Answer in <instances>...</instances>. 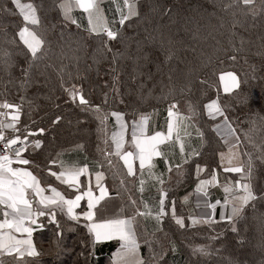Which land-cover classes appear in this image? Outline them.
Masks as SVG:
<instances>
[{
  "label": "trees",
  "instance_id": "16d2710c",
  "mask_svg": "<svg viewBox=\"0 0 264 264\" xmlns=\"http://www.w3.org/2000/svg\"><path fill=\"white\" fill-rule=\"evenodd\" d=\"M113 1L102 0L100 4L110 26L115 19V28L119 29L118 40L108 41L112 52H106L102 41L107 37L87 31V16L75 7V0L68 2L79 27L64 20L63 9L59 6L64 0H22L39 5L37 15L41 18L42 35L48 48V56L40 67L43 75L33 72L32 79L36 82L24 87H21L25 79L21 68L28 66L26 49L16 35L23 21L18 10L15 14L0 12V57L7 51L14 62L7 71L0 65V104L20 105L16 127L19 131L25 130L23 137L28 132L45 130L43 134L28 135L27 138L39 140L41 144L24 153H29L35 161L38 179L52 182L42 172L49 161L59 153L66 156L68 150H76L89 165H99L106 170L108 164H105L103 151L110 147L106 137L112 128L111 111H122L128 117L156 107L166 108L167 104L176 102L178 111L188 117V105L196 108L198 115L190 119L203 133L201 151L187 163L186 172H192L193 165L206 167L210 176L213 170L220 171L218 156L225 147L221 137L215 134L213 124L223 117L211 120L204 109L213 99L218 100L236 128L240 137L237 145L240 159L247 161V153L255 160L264 153V47H261L264 40L260 39L264 37V0H255L250 6L235 0H139L140 16L126 21L123 28L118 24L116 11L117 4L123 6L122 0ZM0 6L14 8L10 0H0ZM253 11L259 13L255 18ZM150 35L157 38L172 35L183 42L177 45V57L168 61L161 71H157V66L163 56L149 39ZM241 41L243 50L237 53L235 48L241 46ZM117 50L124 56L113 61ZM258 52L261 55H257ZM231 54L238 57L235 63L226 60ZM137 58L140 59L137 61ZM220 60L225 63L221 64ZM138 66L139 72L135 71ZM222 71H235L242 81L241 87L231 93L221 92L218 77ZM169 75L172 76L171 86ZM73 85L89 105H79V101L73 103L68 97L65 89ZM186 85L188 89L181 93L180 89ZM97 106L99 114L95 111ZM101 116H107L103 123ZM57 117H60L59 122L53 123ZM230 176L236 178L240 174ZM190 177L193 181L192 175ZM253 188L257 195L259 189H264V164L259 160H256ZM188 189H164L167 192L165 210L169 214L159 225L160 231L147 228L137 219L139 252L146 264L152 251L162 250L167 254L160 264H236L237 261L264 264V202H258L256 208L249 205L236 222L237 233H233L227 222L211 227L193 225L192 198L181 200ZM173 201L176 217L183 219L184 228L172 218ZM41 225L33 232V243L39 255L25 257L28 264H116L117 242L93 246L91 234L83 222L69 220L57 212L56 223H48V217H43ZM218 233L222 235L212 240L211 237ZM241 239L243 246L238 243ZM145 240L152 242L151 248ZM203 246H207L210 255H193V248Z\"/></svg>",
  "mask_w": 264,
  "mask_h": 264
},
{
  "label": "snow or ice",
  "instance_id": "6c2138e0",
  "mask_svg": "<svg viewBox=\"0 0 264 264\" xmlns=\"http://www.w3.org/2000/svg\"><path fill=\"white\" fill-rule=\"evenodd\" d=\"M11 5L14 8L7 6H0V12H10L15 14V10H18L20 17L23 21V26L18 30L16 35L19 42L26 49L27 67L21 68L23 77L25 78L21 84V87L34 83L32 79L33 72L43 75L40 72L41 64L48 56V48L45 47L46 41L43 38V27L41 18L37 15L39 5L32 2H22V0H10ZM102 0H75V7L83 9V12L87 14L88 29L90 34L96 36H106L107 40L102 41V46L106 52H112V48L109 47L108 41H117L119 37V29L115 28L117 21L113 19L111 25L109 21L103 15L100 7ZM139 0H122V7L120 4L116 5V11L119 13L118 24L123 28L126 21H130L133 17H139L137 5ZM235 2L242 3L244 6H250L255 3V0H235ZM64 12V20L70 21L72 24L80 25L77 20L71 15L72 5L68 0H64L59 5ZM126 10V11H125ZM259 13L253 11L252 15L255 18ZM65 27L67 25L65 24ZM190 31V29H185ZM149 39L156 44L160 50L163 60L157 66V71H161L162 67L171 61L174 57H177L178 50L177 45L183 42L177 40L172 35H161L160 37L149 36ZM264 40V37H260ZM15 42V41H13ZM235 47V46H233ZM264 47V45H261ZM243 50V41L241 46L235 48V52ZM30 54V55H29ZM261 55V53H256ZM124 53L117 50L112 59L115 61L117 57L123 58ZM132 59L131 56L128 57ZM147 60V56L143 57ZM140 58H137V61ZM238 57L236 54L226 56L227 61L235 63ZM220 63H225V60H220ZM247 63V60H245ZM0 65H3L5 71L14 66L12 54L5 51L3 56L0 57ZM47 67V66H46ZM255 71V66H252ZM115 71V69H113ZM135 71L139 72V66ZM219 82L223 87L225 93H231L241 87V79L235 71H222L219 74ZM169 86L172 85V76H168ZM206 83V81H201ZM189 86H185L180 89V92H185ZM65 91L69 93L70 99L75 103L78 99L79 105L87 106L89 101L85 99L79 89L73 85L71 88H66ZM172 89L170 88V94ZM167 98V97H165ZM177 103H173L167 110V134L163 132H155L152 135L147 134L148 116H141L139 121H134L131 126V145L135 151H123L124 149V136L127 131V125L123 122V115L119 112H112L110 115L115 118L118 124V131L113 132L111 140L115 145V155L119 156L123 160L124 166L127 168V176H136V169L134 168L133 161H139V168L141 176L147 170L149 177H152L154 173L152 168L154 167L153 160L155 157L165 156L166 154L160 150V145L166 142L172 141L173 134H176V140L180 141V152L183 163H187L188 159L192 156L199 155L198 152L193 150L187 158H184L185 145L180 136V132L184 129V135L190 136L191 133L186 131L187 125L184 124L186 119H190L193 116H197L198 112L196 108L189 104L188 110L189 117L182 115L177 109ZM0 109L8 111H0V264H4L3 257L15 255L17 258V264H28L27 258L38 257L39 253L33 243V232L42 227L38 223V219L41 217H48V223H56L57 212L63 213L69 220L79 222L81 219L86 221L84 227L87 228L88 233L92 235L93 246L103 243L105 241L117 240L119 241V249L114 254L116 264H146L145 260L140 256V243L138 242L137 225L139 221L137 217H142L145 220L151 218L155 220L157 225V231H160L159 225L162 223L163 218L169 213L165 210V201L167 198L166 190L161 189L160 199L155 205L149 207L147 203L144 204V210L141 211L136 207V201L132 200V206L135 211L131 216L124 218L123 213L125 209L122 207L120 213L115 217L103 219L97 221V213L95 209L106 198L109 197L108 189L101 183L104 178V174L97 172L95 174V186L98 189L99 194L96 195L93 192L91 186V180L89 179V186L84 192H80V177L86 175L88 169L86 167H66L62 164V170L57 174L52 171L50 174L55 176L62 184L68 185L75 190L77 194L74 199L66 198L56 187H49L47 189L50 194H46L45 187L41 186L40 180L28 171L21 167H13L14 161L20 165H28L30 161L22 157V153L29 147L28 135L43 134L45 131L43 128L38 129L36 133L28 132L23 139L19 135L15 138L6 139L4 130H12L18 132L19 129L16 125L20 120V105L10 104L4 102L0 104ZM206 114L209 119L216 120L219 117H223L220 123L215 124V131L223 136L225 144L229 145L227 154H221V169L225 173H237L240 174V178L233 184L231 181L222 185L226 194L223 204L217 199L214 203L208 199V188L210 186H216L218 184V174L216 170H213L210 178L199 179V176L205 169L200 165H196V175L199 183L196 187V193L198 201L201 197L203 200L198 203V207H202L203 211L200 218L193 219L192 224H206L211 227L217 223L227 222L230 226V231L237 233L236 222L242 218L245 209L251 205L252 208H256L258 202H264V189H259V195L253 188V180L255 176L256 160H259L261 164H264V153L256 157L255 160L248 155L247 161L240 159L239 151H234L237 145L240 143V137L236 134V128L233 127V122L229 120V117L225 115V110L221 107V104L217 99L211 100V102L204 105ZM87 110V109H84ZM99 114L100 109L97 106L95 109ZM4 118H10L9 123H4ZM101 122L107 119V116L99 117ZM60 117H57L53 123H58ZM197 134L203 136V133L197 129ZM247 136V134H245ZM235 140V143L232 141ZM107 142V141H106ZM32 143L35 147H40L41 142L35 140ZM20 145L19 148L15 147ZM7 149L8 153L14 152V157L9 154H3ZM108 163L111 165L112 161L109 159ZM178 170L182 165L175 166ZM169 171H172L170 166ZM179 174V172H178ZM243 181V182H242ZM123 184V181L121 182ZM160 184L164 183L163 179L159 180ZM140 191H143L144 180L140 179ZM127 190V189H125ZM87 199V210L82 213H77L75 210L80 208L81 201ZM35 204V207H34ZM230 209L226 213H221L219 220L215 218V212L217 206ZM211 210V211H209ZM171 215L175 219V222L179 227L184 228V221L182 218L176 217L175 202H171ZM35 226V227H34ZM57 227L59 225L57 224ZM19 234V236L17 235ZM222 233H218L212 236V240H216ZM148 244L149 248L152 247V242L149 240L144 241ZM238 243L243 246L244 241L241 239ZM174 250V246H173ZM193 255L208 256L210 255L207 246L193 248ZM166 251L162 250L157 253L152 251L149 256L148 264H160V261L164 259ZM94 255V253H90ZM236 264H241L237 261Z\"/></svg>",
  "mask_w": 264,
  "mask_h": 264
},
{
  "label": "crops",
  "instance_id": "0c3cea01",
  "mask_svg": "<svg viewBox=\"0 0 264 264\" xmlns=\"http://www.w3.org/2000/svg\"><path fill=\"white\" fill-rule=\"evenodd\" d=\"M219 88L221 92L225 93L223 91V87L219 82ZM78 101V99H77ZM112 112H119L123 115V122L127 125V131L125 132L124 136V149L123 151H135L134 148L131 145V126L134 121H139L141 119V116H148V123H147V134L152 135L155 132H163L165 135L167 134V123H168V117H167V109L165 107H156L152 109H148L146 111H141L136 114L128 115V117L125 115L122 111H111L109 113V116L111 118L110 124L112 125V128L109 129L107 132L106 141L110 143L109 149H105L104 152H108L109 158L105 157L106 163L108 164V167L106 170L103 168H100L99 165L93 166L89 165L86 161V158H84L82 155L76 154V150H68V153L63 155V153H59L57 157L55 156L54 159L49 161L47 163V168L43 170L42 175L45 176L48 180L51 179L52 182H41L43 186H51L56 187L60 191L62 190L65 192L67 197L74 199L77 192L70 188L66 184H62L60 181L56 179V177L51 176L46 172V170L54 171L57 174L62 170V164L66 167H86L88 169V172L86 175H82L80 177V192H84L87 190V187L89 186V179L91 180V186L93 189L94 194L98 195V189L95 186V174L97 172L103 173L104 178L101 181V183L108 189L109 191V197L106 198L104 201H101V203L97 206L95 209L97 213V221L112 218L115 217L118 213H120V209L123 207L125 209L123 213V217L127 218L131 216L132 212L135 211V208L132 206L131 201H136V207H138L141 211L144 210V204L147 203L149 207H152L157 203V201L160 199L161 196V189L165 188H190L184 193V197H181V200L187 199L188 197L192 198L194 210H193V219H199L200 217L197 216V211L201 210L203 211L202 207H198V203H200L203 200V197L200 198L198 201V196L196 193V187L199 183V180L197 179L196 175V165H193L192 172L190 173L186 172L185 166L188 162H190L192 159L196 158L197 156H192L191 159H188L187 163H183L181 152H180V141L176 140V134H173L172 141L166 142L164 144L160 145V150L166 154L165 156L155 157L153 160L154 167L152 168V172L154 175L152 177H149L147 170H145V173L143 176H141L140 168H139V161L134 160V168L136 169V176H127V168L124 166L123 160L120 159L119 156H116L115 153V145L113 144L111 140V136L113 132L118 131V124L114 117H112L110 114ZM183 115V114H182ZM185 117H188L184 115ZM223 119L215 122L213 124V129L215 130V124L220 123ZM184 124L187 125L186 131L191 133L190 136L184 135V129L181 130L180 136L182 138V141L185 145L184 150V158H187L188 155L195 150L196 152L200 153L201 151V145H202V138L197 134V124L192 119H186L184 121ZM215 134L218 133L215 131ZM221 139L224 142L223 136L218 134ZM235 143V140L232 141ZM224 149L219 153L218 159L221 167V154H227L229 145L225 144L224 142ZM31 148H37L35 145ZM29 148L28 150H30ZM27 150V151H28ZM234 151H238L237 148L234 149ZM77 155V157H75ZM23 158L28 159L30 163L28 165H20L14 161L13 167H21L28 171H31L33 175L37 177V173L35 168H37V165L35 164V161L31 158V155L29 153H26L22 155ZM111 160V165L108 163V160ZM182 165V167L178 170L175 166L176 165ZM172 167V171H169V167ZM204 170L199 176V179H208L210 178V175L207 173V169L204 166H201ZM179 172V174H178ZM218 174V184L216 186H210L208 188V199L210 202H215L217 199L221 201V204H223L224 198L226 196L222 185L225 184L228 181H231L233 184L236 180H238L240 177L233 178L230 176V174H237V173H225L220 168V171L217 172ZM194 179L191 181V176ZM38 178V177H37ZM140 179L144 180L143 185V191H140L141 185H140ZM163 179L164 183L160 184L159 180ZM123 181V184L121 183ZM243 182V181H242ZM127 189V190H125ZM222 196H221V193ZM35 207V204H34ZM87 210V199L81 201L80 208H77L75 211L77 213H82V211ZM230 209L222 208L220 205L217 206L216 212H215V218L219 220V217L221 213H226ZM211 211V210H209ZM2 218V216H0ZM43 217L38 219V223L41 224V220ZM140 221L144 222L147 228L150 229H156L157 225L155 220L149 218L145 220L142 217H137ZM85 225L86 221L83 219L80 220ZM92 237V235H91ZM93 240V237H92ZM117 242L118 246L116 249H119V241L112 240ZM110 242V241H105ZM104 243V242H103ZM4 264H12L13 262L17 263V258L15 255L13 256H7L5 255L3 257Z\"/></svg>",
  "mask_w": 264,
  "mask_h": 264
},
{
  "label": "built area",
  "instance_id": "2783aa9c",
  "mask_svg": "<svg viewBox=\"0 0 264 264\" xmlns=\"http://www.w3.org/2000/svg\"><path fill=\"white\" fill-rule=\"evenodd\" d=\"M171 105V103H169V104H167L166 105V108H167V110H168V108H169V106ZM9 122H11L9 119H7V118H4V123H9ZM25 132V130H22V131H18V132H13L12 130H8V129H5L4 130V135H5V137H6V139H11V138H15V136H17V135H19L20 137H21V139H23L24 137H23V133ZM28 139V142H29V147H27V149L22 153V155L29 149V148H31V147H33L35 144L34 143H32L33 141H35V140H33L32 138H27ZM15 147H17V148H19L20 147V145H17V146H15ZM3 154H9V155H11V156H13L14 157V152L13 153H8V151H7V149H5L4 150V153ZM109 153L108 152H104V156H106V157H110L109 155H108ZM46 172L48 173V174H50V172H52V171H50V170H46ZM51 175V174H50ZM52 176V175H51ZM53 177H55V176H53ZM41 186L42 187H45V189H46V194H50V192H48L47 191V189L49 188V187H51V186H43L42 184H41ZM58 191H60L59 189H57ZM62 194H63V192L62 191H60ZM64 195V194H63ZM66 198H69V197H67V196H65ZM35 227V226H34ZM38 230V229H37ZM36 231V230H35ZM18 236H19V234H17Z\"/></svg>",
  "mask_w": 264,
  "mask_h": 264
},
{
  "label": "rangeland",
  "instance_id": "374dc122",
  "mask_svg": "<svg viewBox=\"0 0 264 264\" xmlns=\"http://www.w3.org/2000/svg\"><path fill=\"white\" fill-rule=\"evenodd\" d=\"M113 2H115V0H114ZM116 4H117V3H116ZM81 10L83 11V9H81ZM85 14H86V13H85ZM86 16H87V14H86ZM118 18H119V17H118ZM68 97H70V96H69V93H68ZM201 213H202V211H201V210H198V211H197V216L200 217V216H201Z\"/></svg>",
  "mask_w": 264,
  "mask_h": 264
}]
</instances>
